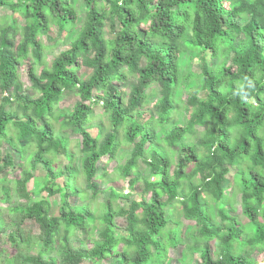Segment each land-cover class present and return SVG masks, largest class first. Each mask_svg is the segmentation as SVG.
<instances>
[{
    "label": "trees",
    "instance_id": "16d2710c",
    "mask_svg": "<svg viewBox=\"0 0 264 264\" xmlns=\"http://www.w3.org/2000/svg\"><path fill=\"white\" fill-rule=\"evenodd\" d=\"M83 1L79 10L78 0H0L12 16L0 27V264H168L170 251L198 253V264H264V0ZM51 25L54 45L69 47L36 75ZM193 58L199 74L186 67ZM26 60L35 96L18 81ZM69 93L71 110L61 104ZM38 165L45 181L29 190ZM110 173L128 192L108 188L93 214ZM230 174L246 224L230 213ZM139 183L140 199H129Z\"/></svg>",
    "mask_w": 264,
    "mask_h": 264
},
{
    "label": "rangeland",
    "instance_id": "374dc122",
    "mask_svg": "<svg viewBox=\"0 0 264 264\" xmlns=\"http://www.w3.org/2000/svg\"><path fill=\"white\" fill-rule=\"evenodd\" d=\"M12 1L14 2L15 0H12ZM83 4H84L83 0H78V4H76L75 7H77L79 10H83V6H84ZM10 12L11 11H9V7L7 5H5L4 7H2L0 9V27L1 28L6 23H11L12 22V16L10 15ZM14 17L17 19V23H19V25L23 23V19H22L21 16H19L17 14H14ZM109 25H110V21H107L105 23V25H104L103 31H104L106 36L112 38L113 37V33L111 32ZM57 37H58L57 36V27L54 26V25H51L48 28L47 34L40 35L39 39H40L41 45L45 46V47H43V50H42V59H41L40 65H36L35 66L34 73L36 75L39 74L42 66H49L50 65V63L52 61V58L58 52H60L62 50H66L69 47L68 42H63V43L59 42L60 43L59 45H54L55 42L57 41ZM51 46H56V47H51ZM29 61H30V59H29ZM29 61L24 62L21 65H18V68H17L18 69V81L21 84L22 92L28 93L30 96H35L36 95L35 92L33 90H31V88H30L31 82H30L29 77L27 75V68H28V62ZM186 67H188V70L191 73L199 74L200 63H199V60L197 58H193ZM89 74H90V69H88V68H86L84 66H81L78 69V75L82 79L86 78ZM133 84H134V81L130 78L122 86L125 87V91L128 92V90L130 88L129 86H131ZM194 89H196V88L192 87L189 91H193ZM1 95L3 96L4 94L0 93V101H1ZM147 97L148 98L146 100V103L141 108L142 110H144L146 112V114L151 112L152 104L154 103L155 98H156V91H155V88L153 87V85L150 86V88H149V90L147 92ZM181 100L183 101V103H185V101H186L185 92H184V94H181ZM77 101H78L77 95L74 94V93H69L68 95L65 96V98L63 99L61 104H62L63 108H65L67 110H71L72 106ZM178 109L182 110L185 113L187 112V109L185 107H183L182 105H178ZM101 112H102V109H101L99 104L92 106V115H91L90 118L92 120H94V121H99L100 116H101ZM89 131L92 134L96 133V129L95 128H90ZM76 140H78V138ZM76 140H73L72 148H73L74 152H75V148L77 146L76 145L77 144ZM3 149L4 150H8V146L5 145L3 147ZM172 151L174 152V154H177L178 151H179V147L173 148ZM173 167H174V165L172 164L171 167H170V173L173 170ZM115 168H116V164L112 163L110 165V167H109V171H113V170H115ZM99 171H101L100 167H99ZM44 174H45V171L43 170V168L41 166L38 165L37 169H36V172H35V177L33 178V180H31L29 182V184L27 185V188L29 190H34L39 185H42L43 182L45 181ZM134 175H138L139 176L140 173L136 172V173H134ZM11 177H12V175H10V178ZM106 180L107 181L105 182V184L103 182L102 185H100L101 190L105 189V191L103 193H100L98 195V197L96 199H94L90 203L91 205H90L89 210L93 214H95L99 210V208H100L99 204H102L103 202H105L108 199L109 193H110V190L108 188L112 187L115 190H117L118 192H121L123 194H127V192H128L127 183H126V181L124 179L116 178L114 174L110 173L106 177ZM231 180H232V178H231V174H230L228 176V179H226V183H225V184H230V187H228L226 189V193L229 194V196L231 197V198L228 197V199L232 202V207H233L230 210V213L233 216H235L237 219H239V221L241 223L246 224L248 220L244 216L241 215L240 207H239V195H238V193H233L231 195V193H232ZM81 185L82 184L80 183V187H82ZM140 192H141V184L139 183V184H137L135 186V188L133 189V192H131V196L129 197V199H133V200L140 199ZM84 198H85L84 202H90V200L92 199L91 196L87 192H86V195H85ZM229 200L224 205L225 208H229L231 206V204H229ZM54 202H56V198H53L50 201V203L52 204L51 212L53 214H57L58 213V207L53 205ZM120 203L121 204L124 203V205H125V202H124L123 199H120ZM175 219H177L176 216H175ZM178 219L180 220V218H178ZM215 219L217 221L219 220L218 217H215ZM116 224L118 225V229H116V232H117V235L119 236L121 234L120 232L122 231V229H123L125 224H124L122 219H117ZM23 225L28 228V230L30 231L31 234L35 235V234L38 233V228L33 224L32 221L26 220L23 223ZM169 225H171V224H169ZM29 227H30V229H29ZM100 230H102V227L98 225L96 227V231H100ZM88 235H89V238H93V236H95L96 233H94L92 231H88ZM0 242L1 243L4 242L3 234L0 235ZM34 250L35 249H31L30 253L33 254L35 252ZM212 250H213V246H212ZM198 255H199L198 253H195V254H193L191 256H189L187 254L179 256V254L177 255V253L170 251L169 252L170 261H169L168 264H198L199 263V256ZM252 256L253 257H257L258 255H256V253L253 252ZM213 257H215L214 252H213Z\"/></svg>",
    "mask_w": 264,
    "mask_h": 264
}]
</instances>
